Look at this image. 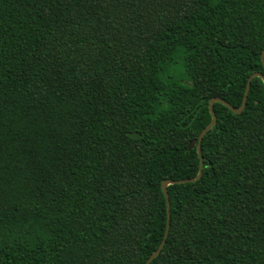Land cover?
Instances as JSON below:
<instances>
[{
    "label": "trees",
    "instance_id": "obj_1",
    "mask_svg": "<svg viewBox=\"0 0 264 264\" xmlns=\"http://www.w3.org/2000/svg\"><path fill=\"white\" fill-rule=\"evenodd\" d=\"M264 0H0V264H264ZM195 141V145L191 143Z\"/></svg>",
    "mask_w": 264,
    "mask_h": 264
},
{
    "label": "water",
    "instance_id": "obj_2",
    "mask_svg": "<svg viewBox=\"0 0 264 264\" xmlns=\"http://www.w3.org/2000/svg\"><path fill=\"white\" fill-rule=\"evenodd\" d=\"M262 59H263V63H264V51H263V54H262ZM261 77L263 80H264V74L260 73V72H255L251 75L249 81H248V85H247V89H246V92H245V95H244V99H243V103L241 105V107H234L233 105H231L228 101L224 100L223 98H218V97H215V98H212L211 101H210V111H211V114L213 116V120L209 123L208 126H206L203 131L201 132V134L199 135V138H198V153L201 154V145H202V141H203V138L204 136L206 135V133L212 129V127H214L217 123V115H216V112L214 110V103L216 101H220V102H223L225 103L227 106H229L235 113H241L246 105H247V99H248V94H249V91H250V87H251V80L254 78V77ZM195 145V141H193L191 143V146ZM203 165H204V160H203V157L201 156V166H200V171L198 173V175L196 177H193V178H189V179H180V180H164L163 183H162V187H163V191L165 193V196H166V199H167V203H168V225H167V229H166V232H165V235H164V238L160 244V246L158 247V249L148 258V260L146 261L145 264H150L151 261L157 257L160 252L162 251L163 247H164V244L166 242V239H167V236L169 234V230H170V221H171V200H170V194H169V191H168V186L170 184H174V183H182V182H193V181H197L201 178L202 174H203Z\"/></svg>",
    "mask_w": 264,
    "mask_h": 264
}]
</instances>
